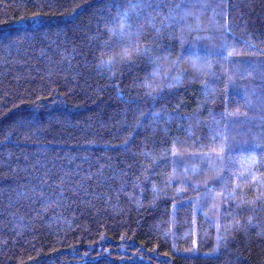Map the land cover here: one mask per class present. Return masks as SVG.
<instances>
[{"label": "trees", "instance_id": "obj_1", "mask_svg": "<svg viewBox=\"0 0 264 264\" xmlns=\"http://www.w3.org/2000/svg\"><path fill=\"white\" fill-rule=\"evenodd\" d=\"M0 264H264V0H0Z\"/></svg>", "mask_w": 264, "mask_h": 264}, {"label": "snow or ice", "instance_id": "obj_2", "mask_svg": "<svg viewBox=\"0 0 264 264\" xmlns=\"http://www.w3.org/2000/svg\"><path fill=\"white\" fill-rule=\"evenodd\" d=\"M144 5L142 3L133 4L130 9L125 10V14L127 15L130 12L136 11L138 8L143 7ZM38 15V14H37ZM123 19V18H122ZM121 29V38L122 39H132V33L130 29L128 31H125V25L121 23L120 26ZM110 31H115L114 29H110ZM149 53V50L147 47H141L139 44H136L133 41V44L130 47H126L122 50V52L119 54V56H112L109 57L108 61L106 62L109 66L119 63L120 65H124L126 63H132L134 56H144ZM112 75H115V72L112 73Z\"/></svg>", "mask_w": 264, "mask_h": 264}]
</instances>
